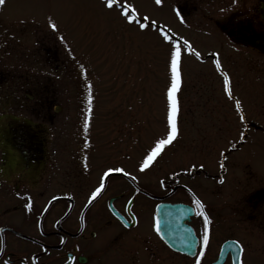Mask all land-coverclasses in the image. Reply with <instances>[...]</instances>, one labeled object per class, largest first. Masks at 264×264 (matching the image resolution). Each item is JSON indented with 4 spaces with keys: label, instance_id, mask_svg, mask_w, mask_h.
<instances>
[{
    "label": "rangeland",
    "instance_id": "rangeland-1",
    "mask_svg": "<svg viewBox=\"0 0 264 264\" xmlns=\"http://www.w3.org/2000/svg\"><path fill=\"white\" fill-rule=\"evenodd\" d=\"M259 1L162 0L158 6L154 0H126L140 19L147 15L160 27L170 29L175 39H187L201 56L197 59L187 48L182 50L177 138L140 172L145 149L166 132L164 92L169 83L170 46L156 29L141 31L128 25L119 10H107L103 0H6L0 7V34H9L15 43L18 38L24 46L36 36L45 45L57 46L63 63L53 75L61 78L65 109L71 108L64 112V133L72 136L82 131L74 139L67 138L74 140V151L79 146L80 154L76 157L68 154L69 148L64 149L63 172L70 175L61 180L64 187L57 192H91L105 168L121 167L130 175L119 174L150 192H168L175 185L207 192L215 223L219 186L213 177L221 171L225 174L224 192L241 196L252 192V209H246L244 199L232 203L228 194L226 200L220 198L227 207L223 209L222 230L214 225L211 230L210 260L221 242L231 239L244 248L243 264H264V56L229 41V35L248 41L264 38V19L255 10ZM177 5L183 7V22L176 15ZM49 16L58 24L59 33L47 28ZM57 35L65 37L71 55ZM214 59L229 75L233 99L223 91V77ZM77 62L88 70L94 98L87 133L81 114L86 108L79 103L86 99L87 91ZM236 99L241 102L240 111ZM201 164L204 167L199 169ZM127 183L112 177L107 188H131Z\"/></svg>",
    "mask_w": 264,
    "mask_h": 264
},
{
    "label": "flooded vegetation",
    "instance_id": "flooded-vegetation-1",
    "mask_svg": "<svg viewBox=\"0 0 264 264\" xmlns=\"http://www.w3.org/2000/svg\"><path fill=\"white\" fill-rule=\"evenodd\" d=\"M261 2L255 10L263 19ZM176 9L183 15V7ZM8 37L0 34V264H196L203 227L202 218L191 211L193 195L206 205L211 220L201 264H215L222 244L231 240H223L210 260L211 230L213 225L222 230L227 207L220 198L228 194L232 203L244 199L246 209H252V192H242V196L224 192L225 174L218 172L213 177L219 186L215 223L206 202L209 194L196 192L192 186L150 192L112 173L91 202V192H57L64 187L61 180L70 175L63 172L64 149L76 157L80 154L79 146L76 151L73 147L79 131L72 136L64 133V112L71 108L65 109L61 78L53 75L63 61L56 45H45L37 36L27 46ZM79 103L86 108V99ZM112 177L125 179L131 188L108 189ZM49 189L54 192H44ZM176 204L191 211L184 223L196 239L191 255L178 253L153 229L159 206ZM243 253L244 248L242 259ZM221 264H232L231 254Z\"/></svg>",
    "mask_w": 264,
    "mask_h": 264
},
{
    "label": "snow or ice",
    "instance_id": "snow-or-ice-1",
    "mask_svg": "<svg viewBox=\"0 0 264 264\" xmlns=\"http://www.w3.org/2000/svg\"><path fill=\"white\" fill-rule=\"evenodd\" d=\"M156 5H161L162 0H154ZM6 0H0V7L4 6ZM104 7L112 11L114 9L119 10V16L123 21H125L128 25H135L138 27L139 30L143 31L148 29L149 27L156 29L159 33V37L162 39L163 42L167 43L169 47V59H168V69H169V83L166 87L164 92V97L166 100V132L161 135L160 137L154 139V141L145 149L140 161H139V171L144 172L148 169L162 154L163 150L166 146H169L173 143V141L177 138L178 134V127H177V115L179 111L178 100H177V93L181 87V72H180V65H181V57H182V50L184 48L188 49L189 54L195 55L197 59H200V53L195 51L192 48L190 42L181 37L179 40L175 39V34L171 32L170 29H166L157 25L154 19L150 20L147 15L143 16L142 19L138 17V13L132 4L126 2H121V0H103ZM175 11V10H174ZM176 15L179 17L180 13L177 12ZM23 21H21L22 23ZM181 22L183 19L181 18ZM46 26L48 29L51 30V33H59L60 28L58 24L53 20L51 16L47 18ZM56 39L60 40L61 43L64 44V47L68 49V45L65 43V37L63 35H57ZM69 55H71V49H68ZM217 53H212L213 57H216ZM75 59V57H73ZM214 64L217 71L223 77V91L228 95L229 99H233L231 93V86H230V78L226 72L222 71L221 64L218 59H214ZM77 67L79 69V74L84 77V87L86 88L87 95H86V109L84 111V120H83V129L84 132L87 133L90 127V121L92 117V109H93V95H92V84L87 81V68L83 63L77 62ZM235 107L237 111L241 110V102L239 99L235 100ZM243 120V116L240 117ZM244 138V134H241V139ZM88 139L85 136L84 145L88 147ZM193 168L195 165L192 166ZM203 168V164L200 165ZM223 168V164L220 165ZM112 173H122L124 176H129L130 174L126 172L121 167H107L103 170L102 174L99 177V185L95 187L91 194L88 196L89 202L93 201L98 194L102 192L105 187V180L109 178ZM135 180V177H131ZM220 183H223V179H220ZM190 191V190H189ZM19 195V194H18ZM56 199V197H53ZM30 203V201H29ZM192 204L194 208L191 211L197 217L202 218V227L203 231L200 236V255L195 257L196 264H201V256L204 254L205 246L208 244L210 239V224L211 220L209 215L206 211V205L193 195ZM26 208L29 207V204L25 205ZM135 221V217L132 218ZM153 229L159 235V227L158 223L153 221ZM190 242V246H191ZM224 250H227L232 255L236 257L237 264H243V260L241 258V253L243 252V246L240 244L239 241H225L223 246Z\"/></svg>",
    "mask_w": 264,
    "mask_h": 264
},
{
    "label": "water",
    "instance_id": "water-1",
    "mask_svg": "<svg viewBox=\"0 0 264 264\" xmlns=\"http://www.w3.org/2000/svg\"><path fill=\"white\" fill-rule=\"evenodd\" d=\"M260 11L264 12V0L260 3ZM230 40L260 54H264V39L246 41L231 36ZM189 215H191V212L187 211V208L180 204L173 206L162 205L157 210V221L161 238L177 252L191 255L194 252L196 239L192 230L184 224ZM190 242H192L191 246ZM223 246L220 258L216 264H221L224 256L228 253L227 250L223 249ZM232 264H237L234 255Z\"/></svg>",
    "mask_w": 264,
    "mask_h": 264
}]
</instances>
